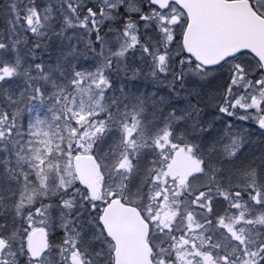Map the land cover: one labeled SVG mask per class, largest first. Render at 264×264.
<instances>
[{
  "label": "snow or ice",
  "instance_id": "6c2138e0",
  "mask_svg": "<svg viewBox=\"0 0 264 264\" xmlns=\"http://www.w3.org/2000/svg\"><path fill=\"white\" fill-rule=\"evenodd\" d=\"M0 21V264H264V0Z\"/></svg>",
  "mask_w": 264,
  "mask_h": 264
},
{
  "label": "trees",
  "instance_id": "16d2710c",
  "mask_svg": "<svg viewBox=\"0 0 264 264\" xmlns=\"http://www.w3.org/2000/svg\"><path fill=\"white\" fill-rule=\"evenodd\" d=\"M0 25H2V21H0Z\"/></svg>",
  "mask_w": 264,
  "mask_h": 264
}]
</instances>
